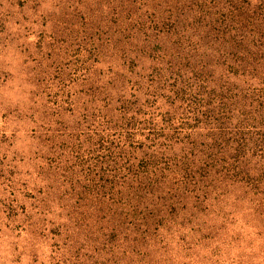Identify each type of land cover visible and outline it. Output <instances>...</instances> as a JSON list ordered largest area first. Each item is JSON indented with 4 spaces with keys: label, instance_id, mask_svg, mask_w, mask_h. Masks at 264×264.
Returning <instances> with one entry per match:
<instances>
[{
    "label": "rangeland",
    "instance_id": "1",
    "mask_svg": "<svg viewBox=\"0 0 264 264\" xmlns=\"http://www.w3.org/2000/svg\"><path fill=\"white\" fill-rule=\"evenodd\" d=\"M0 264H264V0H0Z\"/></svg>",
    "mask_w": 264,
    "mask_h": 264
}]
</instances>
